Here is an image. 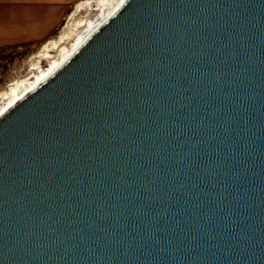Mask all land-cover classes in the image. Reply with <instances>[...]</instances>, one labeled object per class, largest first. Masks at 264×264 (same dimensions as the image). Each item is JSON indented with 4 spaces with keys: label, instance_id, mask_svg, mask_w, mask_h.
<instances>
[{
    "label": "water",
    "instance_id": "obj_1",
    "mask_svg": "<svg viewBox=\"0 0 264 264\" xmlns=\"http://www.w3.org/2000/svg\"><path fill=\"white\" fill-rule=\"evenodd\" d=\"M0 264H264V0H124L3 112Z\"/></svg>",
    "mask_w": 264,
    "mask_h": 264
},
{
    "label": "bare ground",
    "instance_id": "obj_2",
    "mask_svg": "<svg viewBox=\"0 0 264 264\" xmlns=\"http://www.w3.org/2000/svg\"><path fill=\"white\" fill-rule=\"evenodd\" d=\"M124 0H84L69 14L60 35L43 44L37 64L0 94V115L48 78L94 32ZM48 66L42 68V63Z\"/></svg>",
    "mask_w": 264,
    "mask_h": 264
},
{
    "label": "crops",
    "instance_id": "obj_3",
    "mask_svg": "<svg viewBox=\"0 0 264 264\" xmlns=\"http://www.w3.org/2000/svg\"><path fill=\"white\" fill-rule=\"evenodd\" d=\"M82 0H0V49L49 36Z\"/></svg>",
    "mask_w": 264,
    "mask_h": 264
},
{
    "label": "rangeland",
    "instance_id": "obj_4",
    "mask_svg": "<svg viewBox=\"0 0 264 264\" xmlns=\"http://www.w3.org/2000/svg\"><path fill=\"white\" fill-rule=\"evenodd\" d=\"M75 8L76 4L70 8L62 23L46 38L30 43L6 46L0 49V94L6 91L13 82L24 77L37 64L39 59L36 57V54L44 43L60 35L68 21L69 14ZM46 66H48L47 62H43L42 68Z\"/></svg>",
    "mask_w": 264,
    "mask_h": 264
},
{
    "label": "built area",
    "instance_id": "obj_5",
    "mask_svg": "<svg viewBox=\"0 0 264 264\" xmlns=\"http://www.w3.org/2000/svg\"><path fill=\"white\" fill-rule=\"evenodd\" d=\"M81 2H83V1H81ZM81 2H79V3H81ZM79 3H78V4H79ZM78 4H76V6H77Z\"/></svg>",
    "mask_w": 264,
    "mask_h": 264
}]
</instances>
